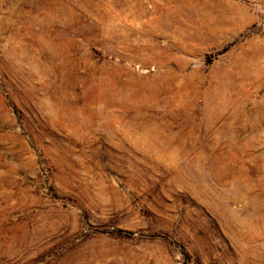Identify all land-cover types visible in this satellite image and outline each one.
Listing matches in <instances>:
<instances>
[{"label": "rangeland", "instance_id": "374dc122", "mask_svg": "<svg viewBox=\"0 0 264 264\" xmlns=\"http://www.w3.org/2000/svg\"><path fill=\"white\" fill-rule=\"evenodd\" d=\"M0 264H264V0H0Z\"/></svg>", "mask_w": 264, "mask_h": 264}]
</instances>
